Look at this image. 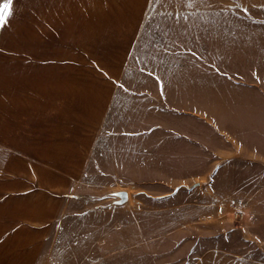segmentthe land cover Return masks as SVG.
I'll list each match as a JSON object with an SVG mask.
<instances>
[{
	"label": "rangeland",
	"instance_id": "374dc122",
	"mask_svg": "<svg viewBox=\"0 0 264 264\" xmlns=\"http://www.w3.org/2000/svg\"><path fill=\"white\" fill-rule=\"evenodd\" d=\"M219 2L184 7L202 13L203 36L188 39L197 50L179 72L180 102L157 118L167 144L136 155L127 101L44 264H193L212 249L264 264V0Z\"/></svg>",
	"mask_w": 264,
	"mask_h": 264
},
{
	"label": "crops",
	"instance_id": "0c3cea01",
	"mask_svg": "<svg viewBox=\"0 0 264 264\" xmlns=\"http://www.w3.org/2000/svg\"><path fill=\"white\" fill-rule=\"evenodd\" d=\"M222 4L13 0L0 30V264H44L71 196L90 181L91 158L127 101L139 115L131 129L143 136L136 155L164 147L156 134L170 129L157 118L170 100L180 102L179 72L197 50L191 42L189 54L188 39L203 36L202 13L186 15L184 7ZM193 264L252 262L212 249Z\"/></svg>",
	"mask_w": 264,
	"mask_h": 264
},
{
	"label": "snow or ice",
	"instance_id": "6c2138e0",
	"mask_svg": "<svg viewBox=\"0 0 264 264\" xmlns=\"http://www.w3.org/2000/svg\"><path fill=\"white\" fill-rule=\"evenodd\" d=\"M13 11V0H0V30L8 23Z\"/></svg>",
	"mask_w": 264,
	"mask_h": 264
},
{
	"label": "water",
	"instance_id": "95a60500",
	"mask_svg": "<svg viewBox=\"0 0 264 264\" xmlns=\"http://www.w3.org/2000/svg\"><path fill=\"white\" fill-rule=\"evenodd\" d=\"M119 197H121V199L124 200L126 198V194L125 193H121V194H119Z\"/></svg>",
	"mask_w": 264,
	"mask_h": 264
}]
</instances>
